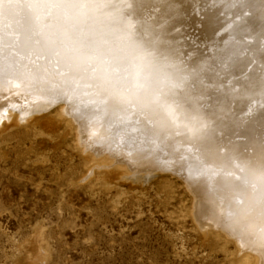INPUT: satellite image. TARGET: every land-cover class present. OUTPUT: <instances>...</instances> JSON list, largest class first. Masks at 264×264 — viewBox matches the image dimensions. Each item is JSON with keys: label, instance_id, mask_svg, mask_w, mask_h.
<instances>
[{"label": "bare ground", "instance_id": "6f19581e", "mask_svg": "<svg viewBox=\"0 0 264 264\" xmlns=\"http://www.w3.org/2000/svg\"><path fill=\"white\" fill-rule=\"evenodd\" d=\"M56 103L82 148L176 169L264 259V0H0V108Z\"/></svg>", "mask_w": 264, "mask_h": 264}, {"label": "rangeland", "instance_id": "374dc122", "mask_svg": "<svg viewBox=\"0 0 264 264\" xmlns=\"http://www.w3.org/2000/svg\"><path fill=\"white\" fill-rule=\"evenodd\" d=\"M5 109L0 264H264L201 218L204 202L176 169L105 161L82 148L78 123L61 103ZM237 224L230 227L244 228Z\"/></svg>", "mask_w": 264, "mask_h": 264}]
</instances>
